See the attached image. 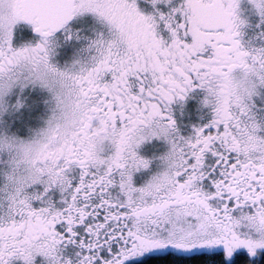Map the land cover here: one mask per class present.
<instances>
[{
  "label": "snow or ice",
  "instance_id": "obj_1",
  "mask_svg": "<svg viewBox=\"0 0 264 264\" xmlns=\"http://www.w3.org/2000/svg\"><path fill=\"white\" fill-rule=\"evenodd\" d=\"M264 264V0H0V264Z\"/></svg>",
  "mask_w": 264,
  "mask_h": 264
},
{
  "label": "trees",
  "instance_id": "obj_2",
  "mask_svg": "<svg viewBox=\"0 0 264 264\" xmlns=\"http://www.w3.org/2000/svg\"><path fill=\"white\" fill-rule=\"evenodd\" d=\"M177 260L172 257H146L141 258L139 261V264H168L169 261ZM183 261H180V264H182ZM186 263L191 264V260H188Z\"/></svg>",
  "mask_w": 264,
  "mask_h": 264
},
{
  "label": "flooded vegetation",
  "instance_id": "obj_3",
  "mask_svg": "<svg viewBox=\"0 0 264 264\" xmlns=\"http://www.w3.org/2000/svg\"><path fill=\"white\" fill-rule=\"evenodd\" d=\"M165 256H167V257H172V258H175V259H179V258H177L176 256H175V254L174 253H168V254H163V255H155V256H151V257H165ZM194 259H198V258H188V259H185V260H191V264H193V260ZM185 260H183L184 262H186Z\"/></svg>",
  "mask_w": 264,
  "mask_h": 264
},
{
  "label": "rangeland",
  "instance_id": "obj_4",
  "mask_svg": "<svg viewBox=\"0 0 264 264\" xmlns=\"http://www.w3.org/2000/svg\"><path fill=\"white\" fill-rule=\"evenodd\" d=\"M185 261L187 262V260H185ZM186 262L183 261L182 264H188V263H186Z\"/></svg>",
  "mask_w": 264,
  "mask_h": 264
}]
</instances>
